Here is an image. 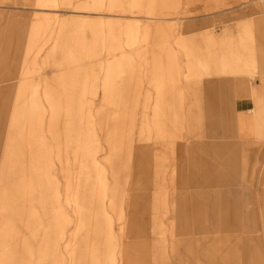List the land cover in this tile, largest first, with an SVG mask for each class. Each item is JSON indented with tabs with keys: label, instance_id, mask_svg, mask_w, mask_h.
Segmentation results:
<instances>
[{
	"label": "rangeland",
	"instance_id": "374dc122",
	"mask_svg": "<svg viewBox=\"0 0 264 264\" xmlns=\"http://www.w3.org/2000/svg\"><path fill=\"white\" fill-rule=\"evenodd\" d=\"M0 264H264V1L0 0Z\"/></svg>",
	"mask_w": 264,
	"mask_h": 264
},
{
	"label": "crops",
	"instance_id": "0c3cea01",
	"mask_svg": "<svg viewBox=\"0 0 264 264\" xmlns=\"http://www.w3.org/2000/svg\"><path fill=\"white\" fill-rule=\"evenodd\" d=\"M238 105L240 106L238 110L247 111L250 107V101L243 99V101L239 102ZM250 111H252V115L256 114L255 108L251 109Z\"/></svg>",
	"mask_w": 264,
	"mask_h": 264
},
{
	"label": "built area",
	"instance_id": "2783aa9c",
	"mask_svg": "<svg viewBox=\"0 0 264 264\" xmlns=\"http://www.w3.org/2000/svg\"><path fill=\"white\" fill-rule=\"evenodd\" d=\"M261 1H264V0H261Z\"/></svg>",
	"mask_w": 264,
	"mask_h": 264
}]
</instances>
